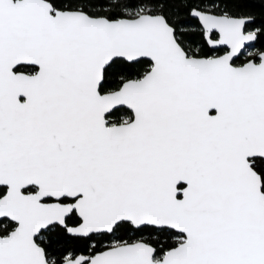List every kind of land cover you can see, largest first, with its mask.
<instances>
[{
	"label": "snow or ice",
	"instance_id": "1",
	"mask_svg": "<svg viewBox=\"0 0 264 264\" xmlns=\"http://www.w3.org/2000/svg\"><path fill=\"white\" fill-rule=\"evenodd\" d=\"M0 264H264V0H0Z\"/></svg>",
	"mask_w": 264,
	"mask_h": 264
}]
</instances>
